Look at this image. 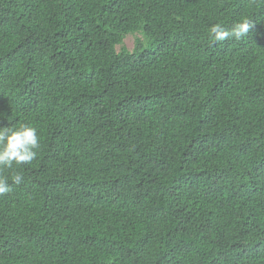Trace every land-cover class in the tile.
Returning a JSON list of instances; mask_svg holds the SVG:
<instances>
[{
    "label": "trees",
    "instance_id": "16d2710c",
    "mask_svg": "<svg viewBox=\"0 0 264 264\" xmlns=\"http://www.w3.org/2000/svg\"><path fill=\"white\" fill-rule=\"evenodd\" d=\"M23 124L0 264H264V0H0V127Z\"/></svg>",
    "mask_w": 264,
    "mask_h": 264
},
{
    "label": "clouds",
    "instance_id": "9594fccd",
    "mask_svg": "<svg viewBox=\"0 0 264 264\" xmlns=\"http://www.w3.org/2000/svg\"><path fill=\"white\" fill-rule=\"evenodd\" d=\"M254 25L248 19L236 22L230 30H225L217 23L210 27L211 39L216 42H223L230 38L237 40L246 36ZM40 147V137L37 129L23 124L19 128L9 129L0 127V173L5 169H12L13 166L31 164L37 157V149ZM23 177L19 173L11 176L12 183L19 185ZM11 191L9 178L0 174V196Z\"/></svg>",
    "mask_w": 264,
    "mask_h": 264
},
{
    "label": "rangeland",
    "instance_id": "374dc122",
    "mask_svg": "<svg viewBox=\"0 0 264 264\" xmlns=\"http://www.w3.org/2000/svg\"><path fill=\"white\" fill-rule=\"evenodd\" d=\"M134 42L135 38L134 37H128L125 41V46L129 49L132 50L134 47Z\"/></svg>",
    "mask_w": 264,
    "mask_h": 264
}]
</instances>
